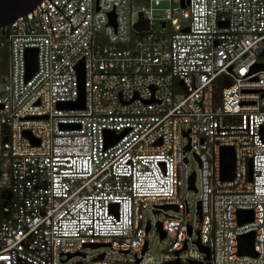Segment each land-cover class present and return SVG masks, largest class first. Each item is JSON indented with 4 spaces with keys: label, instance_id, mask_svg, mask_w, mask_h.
<instances>
[{
    "label": "built area",
    "instance_id": "built-area-1",
    "mask_svg": "<svg viewBox=\"0 0 264 264\" xmlns=\"http://www.w3.org/2000/svg\"><path fill=\"white\" fill-rule=\"evenodd\" d=\"M55 7L0 27V264H66L88 245L134 258L80 264H264V0H70L69 21ZM81 61L84 109H59L77 101ZM187 152L199 161L196 240L165 214L189 213ZM148 208L170 239L157 257L145 256ZM238 211L252 221L238 225ZM249 233L255 257L238 253Z\"/></svg>",
    "mask_w": 264,
    "mask_h": 264
},
{
    "label": "water",
    "instance_id": "water-1",
    "mask_svg": "<svg viewBox=\"0 0 264 264\" xmlns=\"http://www.w3.org/2000/svg\"><path fill=\"white\" fill-rule=\"evenodd\" d=\"M42 1L43 0H0V27L11 25L12 23H14V21L18 17L25 16L28 13H32V11L37 6H39V4ZM47 1L52 6L55 7V5L50 0H47ZM60 10H58V11L61 13ZM40 11H41V9H40ZM44 12H46V11H44ZM41 13H43V12L41 11ZM47 17H48V15H47ZM111 18L113 19V15H111ZM48 20H49V18H48ZM67 20L69 21V19H67ZM84 20H85V17H84ZM49 24H50V22H49ZM50 28H51V25H50ZM148 28H149L148 21L143 20L142 15H139V22L137 24H135L134 29L137 32H141V31H147ZM74 30L71 29V23H70L71 34ZM30 31H34V30H30ZM51 31H52V29H51ZM26 65H27V79H30L36 73V50L35 49L27 50ZM253 69L254 70H262V66L257 65ZM76 74H77V89H78L77 101L74 103H60V104H58L59 109H62V110H83L84 109L85 91H84L83 61L79 62L78 65L76 66ZM112 135H115V134L113 132H107L106 133V136H112ZM24 136L26 138H28L32 142L33 145L38 144L37 140L33 139L29 133H24ZM119 138H120L119 136L116 137L115 142ZM187 149H189V148H187ZM194 159L197 161V163L199 165L198 159L196 157H194ZM184 161L186 162V160H184ZM233 171H234V150L231 147H224L221 149V179L223 181L231 180ZM250 178H251V162L249 161V179ZM194 181H195V176H194V174H192L188 180L189 189H194ZM196 209H197V213L199 215H201L199 203H197ZM252 219H253V212L252 211H238L237 212L238 225H243V224L249 223L252 221ZM148 229H149V226L147 227V230ZM156 229L159 233L160 239H163L165 234L161 229L160 223L156 224ZM253 242H254V233H249V234L240 236L238 238V253H239V255L255 257L256 254L254 253V250H253ZM196 244L200 248L201 251L208 253L207 249L203 248L199 241H197ZM106 246L107 245H88V246H86V248L98 249L100 247H106ZM146 249H147V244L144 246L142 253H144L146 251ZM77 256L78 257H84V255H82V254L81 255L80 254H72V255H67L66 258H67V260H69L70 258H74ZM99 259L100 260L103 259V256H100ZM78 264H80V263H78Z\"/></svg>",
    "mask_w": 264,
    "mask_h": 264
},
{
    "label": "rangeland",
    "instance_id": "rangeland-1",
    "mask_svg": "<svg viewBox=\"0 0 264 264\" xmlns=\"http://www.w3.org/2000/svg\"><path fill=\"white\" fill-rule=\"evenodd\" d=\"M184 145H186L187 140H183ZM189 163L186 166V171L188 176L195 174L196 180H195V186L194 189H190L187 192V204L189 207V213H185L184 215L175 212L173 210L168 209L165 213L167 216L175 217L184 219V221L187 223L188 226L193 228V237L196 240L197 238V232L200 231L201 228V220L200 215L197 213V203L199 201L200 195H201V186H200V180H199V165L197 161L192 157L191 153H186ZM164 218V215H155V212L151 208H148L146 210V219L150 223V230L146 234L145 241L148 244V251L145 254L146 257L154 256L157 257L160 255V253L167 247L169 238L166 237L163 240L160 239L159 233L156 229V223L161 222ZM96 253H104L107 254L105 261L106 262H124L127 261L129 258H134V254L131 253L127 257H123L122 255H118L117 252L113 251L109 247H100L98 249H90L85 248L82 251V254L86 256L85 259L81 257H75L72 258L68 263L66 264H77V263H88L91 260L95 258ZM186 252H182L181 255L184 257ZM140 256V254H138ZM185 262V259H182V263Z\"/></svg>",
    "mask_w": 264,
    "mask_h": 264
},
{
    "label": "trees",
    "instance_id": "trees-1",
    "mask_svg": "<svg viewBox=\"0 0 264 264\" xmlns=\"http://www.w3.org/2000/svg\"><path fill=\"white\" fill-rule=\"evenodd\" d=\"M2 62H1V65L2 66H5V64H4V59L2 58V60H1ZM218 97H219V89L218 90H216V92H215V99L217 100L218 99Z\"/></svg>",
    "mask_w": 264,
    "mask_h": 264
}]
</instances>
